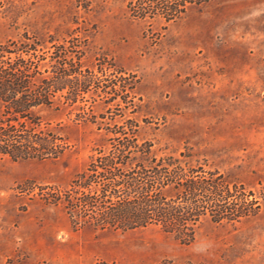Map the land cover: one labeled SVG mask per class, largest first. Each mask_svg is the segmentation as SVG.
<instances>
[{
	"label": "rangeland",
	"instance_id": "1",
	"mask_svg": "<svg viewBox=\"0 0 264 264\" xmlns=\"http://www.w3.org/2000/svg\"><path fill=\"white\" fill-rule=\"evenodd\" d=\"M0 54L50 81L69 73L29 141L14 132L21 149H2L0 128V264H264V0H0ZM138 147L207 186L175 201L206 213L193 229L103 227L72 209L105 157L136 161ZM122 158L116 181L141 172Z\"/></svg>",
	"mask_w": 264,
	"mask_h": 264
},
{
	"label": "trees",
	"instance_id": "2",
	"mask_svg": "<svg viewBox=\"0 0 264 264\" xmlns=\"http://www.w3.org/2000/svg\"><path fill=\"white\" fill-rule=\"evenodd\" d=\"M4 52L5 51H3V53ZM8 59H10V56L5 59V54H0V111H4V113L8 114L15 113L16 116L8 120L0 119L1 130L3 129L7 132L5 136L10 137L8 141L4 142V148L2 147V149H9V147L21 149L22 147L16 144L18 142L17 140H11L12 137L14 138L16 136L14 132H23L25 136L27 135V141H29L31 131L35 129V126L31 124L32 117L36 114L38 108L52 106L56 108L60 107L59 103H55L52 98L62 88L53 85V83L55 79L57 81L56 83H58L61 77L67 76L69 73L64 71L60 76L57 70V76L53 77L50 81L44 78L42 73L37 74V71L32 72L24 61L11 62V60H9L8 63ZM37 80H39L40 84L35 83ZM85 81H83V83H85ZM85 90V86L79 85L77 90L74 91V94H76V92H84ZM2 103H7L8 106L6 109L9 110L6 111L2 109V111L1 108H5L4 105H1ZM68 105L73 106V104ZM80 109L83 108L81 107ZM41 121L42 119L39 116L36 121L37 127L42 124ZM41 141H44V145L48 144L45 138L41 139ZM137 149L136 153L140 154V156L136 161H134V158L130 160L131 162L125 161L122 158L126 149L117 150L118 154L113 156L112 159L109 156L105 157V161L100 163L101 168L103 170L105 169V173L100 176L104 177V182L92 184L96 183L92 180L93 178L86 179L83 183V187L90 188V192H92L93 195L91 196V193L86 194L81 200L73 203L72 209L78 210L79 213L85 212L87 209L85 214H83L84 216L90 213L88 212L89 208L93 209L95 213L93 215L89 214L90 217H92V219L93 217H100V221L103 222V227L115 226L116 228L135 229L159 225L167 231L180 233L183 232L180 231L178 227L181 221L190 220L193 225L189 229H193L196 224L198 225L199 220L203 219L206 213L201 214L196 210L199 208V205L198 202L195 201L194 204L191 203L192 206L188 207V209L191 208V210L194 209L196 211L182 214L181 208L185 209V207L179 205L175 206V201L182 199L184 195H187V198L191 196L196 197L197 195L194 193L202 190V188L207 189V186H199V178L188 176L186 173H178V170L175 171L177 174L173 175L169 173L168 165L177 166L179 162L177 159L160 160V162L163 161L165 165H167V167L162 169L158 163L154 164L155 160L151 158L150 155L151 149H139V147ZM121 158L123 162H120V165L125 167L129 164L130 166L134 165V162H139L136 167L139 168L141 172H133L132 175L126 176L129 185L127 189H125L126 196L122 195L119 197L118 193L120 191L118 189L116 190L115 187L121 185V181L126 179L116 181V177L114 176H117V174L115 172H109L108 170L115 171L114 167H116L119 162H115L114 159ZM145 162L149 165H146ZM148 168H151L150 171ZM146 169H148V171L143 173ZM83 176V178H85L86 175ZM116 182H118V184H116ZM94 185L100 186V191L103 192L104 196H94L96 190ZM208 185L215 190L218 188V191H222L220 189L221 186L215 183V181L208 183ZM236 212H239V210L237 209ZM208 215H210L211 220L214 222H220L222 220L221 216L217 217L213 214ZM233 216L234 217H227L229 221L238 222L241 218L239 214Z\"/></svg>",
	"mask_w": 264,
	"mask_h": 264
}]
</instances>
